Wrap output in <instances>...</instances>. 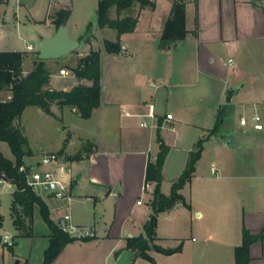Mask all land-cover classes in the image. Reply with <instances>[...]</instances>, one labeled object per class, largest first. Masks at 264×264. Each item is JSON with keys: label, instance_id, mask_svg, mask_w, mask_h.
Here are the masks:
<instances>
[{"label": "crops", "instance_id": "1", "mask_svg": "<svg viewBox=\"0 0 264 264\" xmlns=\"http://www.w3.org/2000/svg\"><path fill=\"white\" fill-rule=\"evenodd\" d=\"M97 1L0 0V52H23L22 72L28 73L35 60L28 59L29 53L36 56V50L29 42L17 48V40L32 36L38 39V48L41 40L55 33L52 21L60 9L70 12L65 24L68 36L72 38L71 30L74 38H79L92 14L85 15L83 10H96ZM152 1L154 9L134 7L136 27L119 36L120 53H106L111 64L105 72L100 54V105L88 119L80 118L67 106L51 105L49 112L36 107L49 118L61 120L67 134L71 127L63 122L64 108L88 123L73 124L76 130L72 134L80 145L72 152L64 148L62 154L72 177L69 207L74 201L91 206V219L83 222L72 217V223L90 228L94 233L90 240L104 246L100 257L103 264H115L126 249L127 239L142 233L151 213L153 184L146 186L144 175L147 162L153 161L159 151L158 141L167 147L160 191L169 195L189 153L203 139L193 176L180 190L189 207L177 204L157 216L155 243L167 249L181 242V251L164 255L151 250L148 254L152 262L135 257L131 264H235L233 252L241 243L243 228L254 236L263 234L250 245L247 264H264V8L260 0H184L186 37L160 49L157 43L171 1ZM160 4L161 17L150 18ZM91 25L92 39L86 48L92 47L98 31L96 21ZM113 35L116 40V32ZM80 51L78 55L83 57L90 50ZM65 57L73 67L74 59ZM45 62L53 64L51 60ZM58 72L50 70L49 87L54 90L91 85L86 79L65 81ZM166 114L171 119H165ZM218 115L222 117L218 131L208 136ZM252 115L260 116L262 130H254L250 121L245 126L239 124L240 118L249 120ZM21 130L24 134L23 127ZM229 136L233 144L225 145ZM85 140L91 143L90 151L71 159ZM5 144L0 141V152L13 160ZM62 147L29 148L31 155L24 158V163L36 166L41 154L58 153ZM0 185V194L5 190L10 195L8 210L13 225L10 204L14 190L6 180ZM41 199L49 210L58 205L47 197ZM186 232L196 237L189 240ZM9 235L14 242L15 228Z\"/></svg>", "mask_w": 264, "mask_h": 264}, {"label": "trees", "instance_id": "2", "mask_svg": "<svg viewBox=\"0 0 264 264\" xmlns=\"http://www.w3.org/2000/svg\"><path fill=\"white\" fill-rule=\"evenodd\" d=\"M171 10L165 20L158 46L167 48L182 41L187 34L185 27V1L170 0ZM141 9H154L152 0H98L96 6V25L99 29H111L116 32V40L102 41L103 51L108 54H118L121 51L119 36L134 31L138 16L134 14V7ZM112 9L115 17H112ZM69 11L60 9L54 14L53 24L55 28L66 22ZM91 23L88 24L79 37V40L89 43L91 41ZM23 52H0V90L10 93V98L0 102V141L8 145L13 160L5 158L0 152V177L11 181L15 185L10 204V213L13 226L17 231L16 237H30L33 213L38 209L42 219L49 228L48 246L43 251L41 264H52L63 248L75 240V237L62 232L50 219L46 204L39 195L25 186L23 176L19 168L24 165V158L31 155L27 139L24 136L20 123L15 127L13 122L18 119L24 109L35 106L49 112L51 105L59 108L64 106L73 111L82 119H88L91 113L100 105V51L90 50L85 56L76 61L73 68H69L74 76L91 82L90 86L78 84L69 91H57L49 87L50 70L43 60L35 56L33 68L28 73L22 72ZM222 117L218 115L214 127L208 131V136L218 131ZM159 151L153 161H148L145 168V185L153 184L152 198L149 206L151 213L143 226L144 236L127 239L126 249H131L134 256L152 262L148 251L171 255L181 251L180 242L175 248H161L156 246L157 216L162 212L171 210L177 204L189 207L181 195L180 190L193 176L195 165L200 158L203 139L198 140L193 151L189 153L184 170L174 181L169 195L160 191L162 182V166L166 157L167 147L159 140ZM91 143L87 140L81 142L79 151L71 159H79L84 153L90 151ZM1 219V218H0ZM263 237L262 233L254 236L243 228L240 245L234 248L233 256L235 264H247L250 260V245ZM91 238H81L86 241Z\"/></svg>", "mask_w": 264, "mask_h": 264}, {"label": "rangeland", "instance_id": "3", "mask_svg": "<svg viewBox=\"0 0 264 264\" xmlns=\"http://www.w3.org/2000/svg\"><path fill=\"white\" fill-rule=\"evenodd\" d=\"M165 2L166 1H162L164 5L167 4ZM161 4L156 14L150 13V16H149L150 18L151 16L153 18H157V16L161 17L162 15V5ZM83 11L85 15L88 14L89 12L92 13L90 14L89 18H87L86 23L88 24L92 22L95 23L96 21L95 9L93 11H90V9L85 8ZM7 15L9 14L7 13ZM147 18L148 17H145V19L144 18L142 19L141 26L145 25ZM76 22L77 20H73V23L76 24ZM75 24H73L72 26H74ZM80 27H82L81 29L85 28V26H80ZM97 30L98 31L95 33V36L93 37L92 47L86 48L87 43L84 42V44L81 47L77 48L73 53H71L68 56L74 59V62L76 65V61L79 58H81L79 57L78 54L81 53L80 50H82V48H84V50H98L99 49L100 54H101V66H102L103 71L105 72L111 63L109 62L108 59H106L107 54L103 51L102 41L104 39L114 41L115 35L113 34H115V31L111 29H107V28H104L103 31H101L102 29H99V28ZM71 33L72 32L70 30L69 35L72 37V39H74V36ZM31 37L26 38L23 35V38H21V40L25 39V42L23 43L21 42V40H17L14 37V40H17V48H22L23 44L29 42L33 45V50L34 51L37 50L38 39H33ZM158 43H159V40H158ZM160 49H164V48H160ZM87 53L88 52H86V54ZM35 58H36L35 52L31 54L29 53V56H28L29 60L35 59ZM52 62H53L52 65H47L49 70L52 69L58 72L61 68H65L66 71L68 72V75L65 76V81L73 82L76 79L73 72L71 70H68L69 68H73L75 66V65L73 67L70 66V62L68 58L63 57L59 60L52 61ZM6 95L7 93H3L2 98H5ZM63 119H64L63 122L66 125H70L71 127L70 134H67V131H65V129L63 128L60 122L61 120H53L49 118L46 114H44L41 110H39L36 107L26 108L25 111L22 113V115L13 122V125L16 127L18 123H21L23 130H24L25 137L27 138V144H28L27 146L33 151H37L40 149L55 150L56 148H61L63 146L62 149L58 151V153L64 154L65 153L64 148H66V151L72 152L76 150L80 145L78 142V139H76L75 136L72 134V133H75V130H76L73 124L79 125L80 123L78 122H81L83 126H86L85 124H88V123L81 121V119L74 118L73 114H71L68 108H64ZM226 122L227 120L224 121V123ZM69 137L72 138V141L68 139ZM5 145L7 146V144ZM0 189H2L1 185H0ZM9 197L10 195L7 192H5V190L1 191L0 218L2 220V225L0 228V232L3 231L4 233L6 232L12 235L14 233V228H13L12 220L9 216V210H8ZM89 204L90 203L88 202H82V201L81 202L74 201L73 203L71 202L70 207H69L71 219L72 217H75L83 222L91 219L92 215L90 213L91 211L89 210L91 206ZM48 212H49L50 219L56 225L55 220L58 217V213L57 212L50 213L49 209H48ZM181 220L182 218H180V221ZM30 231L32 233V236L30 237H16L14 239V242L12 239L13 245L11 247H8L2 243L0 244V264H41L43 250L46 248L48 244L47 235L49 233V228L47 224L44 222V220L42 219L37 209H35L33 213V220H32ZM140 236L145 238L144 230L142 231L140 235L136 237H132V238H138ZM184 236L187 237V239L189 240L191 237H196L194 233L190 234L189 232H186ZM181 240L183 241V238ZM155 241H153V243L151 244H155L156 246H159L155 243ZM103 250H104V246L102 244H98L95 241H92L90 239L87 241H80L78 239L71 243H68L63 248V250L58 255L59 257L57 258L55 264H103V261L100 258ZM135 257H139V256H133V258Z\"/></svg>", "mask_w": 264, "mask_h": 264}, {"label": "built area", "instance_id": "4", "mask_svg": "<svg viewBox=\"0 0 264 264\" xmlns=\"http://www.w3.org/2000/svg\"><path fill=\"white\" fill-rule=\"evenodd\" d=\"M260 3L264 8V0H260ZM27 50L31 51L32 46L28 45ZM58 73L61 76L68 75V72L64 68L60 69ZM3 93H7L5 98H2ZM9 98L10 93L0 90V102L6 101ZM149 116L152 117V113H149ZM165 119H171V115L166 114ZM248 121H250L254 130L263 129L260 116L252 115L249 120L240 118L239 124L245 126ZM141 125L146 126L144 123ZM63 159L64 156L59 153H43L39 157L36 166L24 164L19 168V172H21L25 186L28 189L40 197H47L58 204L56 207H51L49 211L50 213H58V217L55 220L56 226L62 232L77 239L92 238L94 237V233L90 228L76 226L71 221L69 202L71 199L70 188L72 177L70 167L63 163ZM211 172H215L213 166L211 167ZM2 180L5 179L0 177V181ZM8 182L14 190V183L11 181ZM137 203H140V201ZM0 243L11 247L13 245L12 237L7 233H2Z\"/></svg>", "mask_w": 264, "mask_h": 264}, {"label": "water", "instance_id": "5", "mask_svg": "<svg viewBox=\"0 0 264 264\" xmlns=\"http://www.w3.org/2000/svg\"><path fill=\"white\" fill-rule=\"evenodd\" d=\"M66 22L59 25L53 36L47 40H41L36 50V56L43 61H56L71 53L84 44L79 38H70L67 34ZM90 44V42H89ZM44 111H47L44 109ZM233 137H226L225 145H232ZM1 239V234H0ZM134 252L131 249H125L117 257L115 264H131ZM18 263V262H17Z\"/></svg>", "mask_w": 264, "mask_h": 264}]
</instances>
